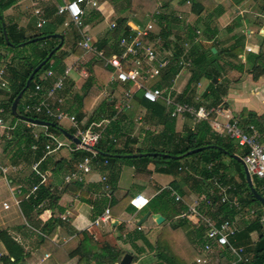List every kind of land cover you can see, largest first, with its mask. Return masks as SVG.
<instances>
[{
  "label": "trees",
  "instance_id": "obj_1",
  "mask_svg": "<svg viewBox=\"0 0 264 264\" xmlns=\"http://www.w3.org/2000/svg\"><path fill=\"white\" fill-rule=\"evenodd\" d=\"M17 0H0V49L7 51L6 54H0L1 60H9L4 63L7 70L8 92L6 96V103L3 107L4 115H2L3 122H8V128L4 129L0 134V140L3 141L4 152L8 153L11 165L18 167L20 165L30 168L29 175L21 185L22 193L19 197L20 204H18L19 212L23 218V223L15 227H7L0 230V243L3 246L5 254L0 256L1 264H26V258L29 252V246L33 243L29 240L30 233H37L38 245L48 250L53 257L58 256L56 259L59 264L69 261L70 259L77 258L78 262L92 261L95 264H119L125 251L111 246L107 242L97 243L87 236L86 232L78 233L82 237L74 245L70 244L71 240L66 243H56V230L64 225V222L56 215L63 213L64 210L58 207L59 195L54 189H50L46 185H39L37 190L30 194L29 190L39 184L40 178L37 177L31 170L33 163L42 159L44 155V146L48 143L49 138L44 134H38V139L34 138V134L30 128L27 127V122L22 119V116L33 118L45 122H50L55 127H46V132L57 138L65 137L59 131L63 129L59 123L40 115H26L22 111V104L26 94L31 91L35 83L40 82L42 87H47L48 83L40 81L41 75L47 70L53 71L54 78L60 75L64 70V59L67 53L62 51V46L56 50L44 66L33 76L28 89L24 92L22 98L18 102L16 114L11 111V105L17 95L25 88L26 81L30 77L33 70L55 49L59 41L55 38H49L56 34V29L62 25L63 20H56L55 9H43L45 18L47 20L45 26L37 29L34 34H27L25 30L15 23H10L6 20L3 12L10 8ZM128 2V7L133 3V0H124ZM187 1L192 2L191 11L195 15L203 13H213L216 8L214 3H203L202 0H180L181 4ZM234 5L241 4L244 0H231ZM255 3H261V11L264 13V0H252ZM208 5V6H207ZM46 8V7H45ZM217 9V8H216ZM216 10H214L215 12ZM156 24L159 27V33L151 37L153 41L160 40L158 48H168L171 42L168 39L170 24L167 22L169 16L160 14H151ZM2 23L7 34V41L4 38ZM210 22L205 26V30H209V35L214 37L216 29L212 28ZM197 26L191 25L186 27L189 37V49L187 57L192 62V70L189 76L186 90L182 94L171 93L170 96L179 103H189L195 106L207 105L225 107L224 97L226 96L227 88L230 81L227 79L218 82L222 76L225 66H229V59H237L239 55L244 52L243 37H237L234 44L224 50H218L213 54L210 49H202L199 45L192 43L194 30ZM227 28V30H232ZM213 30V31H210ZM130 28L127 26L126 18H117L113 24V28L95 42L94 46L98 52H102L107 58L119 54L121 48L119 47V40L122 37L130 35ZM63 34V33H62ZM64 35V34H63ZM43 38V39H42ZM36 41L32 42V40ZM80 39V38H79ZM76 40L74 46L75 52L81 50L77 47ZM186 43V42H185ZM184 43V44H185ZM184 44L177 45V50L170 58L168 65L166 64L158 76V81L153 82L151 88H159L166 93H169L172 78L179 72L178 60L186 50ZM83 51V50H81ZM224 56V57H223ZM225 58L226 62H223ZM2 64V63H0ZM177 65V67L175 66ZM245 65L250 66L247 69V74L251 76L253 81H257L256 67L264 71V52L262 50L249 52L246 55ZM235 66L239 72H243V64ZM234 67V66H231ZM112 71L108 67H104L103 60L95 59L90 61L87 66V78L82 86V94L76 98L77 109L73 116L76 117L78 123L82 121V111L87 109L89 104L96 96L98 89L104 87L109 82ZM202 79L209 81L208 88L196 100V86ZM216 82H215V81ZM238 80H235L237 82ZM125 89L124 92L130 90L131 84L113 83L110 88L118 89L119 87ZM112 89V90H113ZM132 101L143 110L142 125L154 128L153 132H146L145 140L150 142V146L145 149H117L116 144L112 142V138H120L123 134L120 132V126L128 118L130 119L131 112H120L114 108V102L109 101V97L103 100V105L111 107L103 118L99 115L94 119H90L82 128H87L92 121L107 120L109 123L105 127L104 135L96 147L97 156L94 160V167L106 173L107 184L112 189L118 181L119 170L117 169L119 163L131 164L135 161H141L144 166L149 164L154 165V171L162 175H171L174 179L166 190H162L159 194L154 196L148 201L150 210L162 214L165 220H171L181 213L187 211L192 204L190 193L196 196H207L209 191V183L213 178L218 179L220 182L227 184L225 180L228 168L224 161L227 159L231 165L237 169V174L243 187V193H234L238 200L244 206L256 207L252 216V221L246 228V234L252 231L259 233L258 240L253 248L247 249L245 256L248 262L245 264H264V210L261 204L254 199L250 189L245 180V174L241 163L233 159V155L240 158L247 153L246 148H240L233 141L227 137H223L215 133L212 129L211 121H203L198 124H193L189 117L187 121L192 123V126H185L181 132L175 131L176 119L169 116V109L161 102L149 103L143 99L140 92L132 94ZM118 113V114H117ZM131 116V121H133ZM214 118V116H212ZM239 124L242 128L253 125L258 134L260 143L264 139V115L257 116L254 113H247L237 117ZM90 122V123H89ZM97 130L96 128H94ZM70 134H74V129H64ZM112 137V138H111ZM136 141V140H133ZM36 145V149L32 146ZM73 146V143L70 144ZM199 149V151L187 155L189 151ZM145 154L140 158H130L129 155ZM72 159L67 164V170L73 171L76 164L87 155L86 151L72 152ZM48 156V155H47ZM45 157L39 164V171L41 172H54L65 170L59 163L51 162V159ZM106 162V164H105ZM208 166H210L208 168ZM66 171V170H65ZM178 178V179H177ZM12 184L20 182L13 178H9ZM18 181V182H17ZM231 187V193L233 190ZM254 189L264 197V190L261 189L262 185L253 184ZM74 190L75 193L80 191L81 185L78 182H71L66 184L61 192ZM186 188V189H185ZM174 192L178 196L179 201L175 200V196L171 195ZM60 193V191H59ZM238 193V194H237ZM79 195V196H80ZM109 206H115L118 202L110 200ZM147 204V205H148ZM121 210L126 209L128 212H136L129 203L122 204ZM51 212L50 218L42 223L40 220L44 211ZM211 208L205 205L201 206V213L204 215H211L215 219ZM217 213H223L221 220H216L217 223L225 218H231L226 205L219 206ZM229 220V219H228ZM187 219L177 220L173 225H165L157 237L156 244L153 248L155 256V264H196L195 259L200 255V249L204 243L205 227L200 220H197L193 230L196 232L195 240H190L188 234L185 232V225ZM34 231H33V230ZM73 234V233H71ZM46 235V236H43ZM35 248V246L33 247ZM228 256L226 250L214 251L213 257L220 258L221 256ZM228 258V257H227ZM133 257V263L136 261ZM230 259V258H229ZM217 264V263H216ZM242 264V263H241Z\"/></svg>",
  "mask_w": 264,
  "mask_h": 264
},
{
  "label": "crops",
  "instance_id": "obj_2",
  "mask_svg": "<svg viewBox=\"0 0 264 264\" xmlns=\"http://www.w3.org/2000/svg\"><path fill=\"white\" fill-rule=\"evenodd\" d=\"M133 1L134 2L130 4V7H128V2L124 0H97L96 8H86L85 15L82 19L85 25L86 35L89 36L93 44L103 38V36L108 32L109 26L111 24H114L115 20L120 17L126 18L127 26L130 28V32H133L138 28H143L147 23L153 22L155 24V29L153 30L152 36H154V34L157 35L160 30L151 14L160 13L169 16V20L167 22H169L171 30H169L168 39L171 44L168 48L160 49L158 48L160 40L157 39L153 42L156 43L155 46L158 51L159 57L164 62H166L167 65L170 58L177 50V45L184 44L186 42L184 44L186 49H188L189 45H191V43L188 42V30L185 29L188 26H197L196 30H194L192 43L199 45L202 49H215V53L212 52L213 54L217 53L216 48L213 46L214 44L216 45L218 50H224L234 44L237 37L242 36L244 41V52L239 55L237 59H229L227 61L229 66H225V69L223 70V72H221L222 76L218 79V82H222V80L224 79L230 81V84L227 88L226 96L224 97V103L226 104L224 107V111L232 117H238L247 113H254L257 116L264 115V71L261 68L256 67L255 72L258 77V80L253 81L251 76L246 73L247 69H249L250 66L245 65L247 55V53L245 52L246 48H250L251 52L260 50L264 52V36L259 34L261 30H234V28L232 30H227L228 25L231 26V24L225 25L223 28L217 30L216 27H213L216 23L214 19L215 23H213V21L211 23L212 28L216 29V34L214 37H211L208 32L209 30H205V25L207 21L202 19L204 13L201 15H195V13L191 11V1H188L189 4H181L179 2L180 0ZM209 1L215 4L217 9L215 8L214 10L217 11L219 9V6L223 4L225 0ZM229 1L232 2L231 0ZM202 2L206 4L208 0H202ZM60 3V0H50L49 2H40L39 0H17L15 3L12 4L10 8L3 12V15L8 22L17 24L19 27L23 28L27 34L31 35L37 31L35 27V20L32 17V10L35 7H39L41 9H55L56 6ZM231 4L233 5V3ZM26 10H29V16L25 14ZM214 10L212 11L213 14ZM244 11L247 12V10ZM260 15L261 18L264 19V13H256L254 16L260 17ZM55 18L56 20H63L62 25H59L55 31L56 34H64H62L64 37L62 51L68 54L63 61L64 69H69V67L72 68L69 74V78L65 84L64 90L61 92V95L65 99V108L67 112H69V114L74 115L75 110L78 107L76 98L78 95L82 94V86L84 84L85 79L87 78V66L90 62L89 59L94 56L81 50L75 52L76 48L74 44L76 40L80 38L78 31L72 24L67 25L66 18L56 14ZM207 23L209 24L210 22ZM201 24H204V30H199ZM258 28L261 27H257L255 29ZM197 31L199 32V34H197ZM253 34L262 37V40L260 39L257 48H254L249 45V43L251 42L250 36H252ZM6 53L7 51H5L4 49H0V54ZM9 56L7 57V59L1 60L0 63L2 64H0V68L3 67L4 63L9 60ZM223 62H226L225 58L223 59ZM242 64L243 72L241 73L237 70V67L235 66L240 67L239 65ZM175 66L177 67L176 64ZM182 76H186V78L179 86H177L176 82ZM7 78L8 75L6 77V81ZM188 79L189 77L187 75L178 72L172 78L171 87L168 91L169 94L184 93L186 90ZM235 80L238 81L235 82ZM156 81H158V77H156ZM208 85L209 81L207 79H202L199 82V87L196 89L197 92H195L197 95L196 98H200L203 92L207 90ZM119 88L121 90L113 88L106 89L105 86L98 89L96 96L93 101L90 102L89 107L87 109H83V118L79 124L84 125L90 119L95 120L96 115H99L100 118H103L108 112H110V105H103V100L107 97H109V101H112V103L114 102V108L116 110L120 108L124 103L123 96L125 89L121 86ZM8 90L6 91L0 89V110H3V107L6 103V96ZM130 90L135 93L133 86H131ZM130 104L132 106V109L127 113L131 112V116L133 117L134 113L137 115L139 114V116H141L143 110L140 109L132 100ZM2 115H4V112L0 113L1 119H3ZM130 119L128 118L127 120H125L124 123H122V125L120 126V132L123 134V136L120 138H116V148H147L148 146H150V142L145 140V134L146 132H153L154 129L151 128L152 130H150V127H144L140 123L133 124V121H131ZM8 122L9 121L5 122V124H7ZM66 123L68 128H64L63 126L62 128L72 129L71 125L67 121ZM26 125L32 130L33 134H44V132H46V127L34 126L30 123H27ZM97 125H104V120L102 119L100 121H92L90 125H88V127L92 126V128H96L94 126ZM187 125L192 126V123L187 121V118H178L176 119L175 123V131L179 133ZM0 130H2V132L0 131V134L3 133L4 129ZM59 139L64 143H68L69 141L67 138ZM0 142L3 141L0 140ZM261 144L264 146V139ZM3 150L4 145H1L0 166H4L5 168H8V170H10V167L15 166L10 164V157L8 158L7 154ZM71 153L72 151H70V149L63 148L60 151L54 152L47 156L49 159H51V162L59 163L66 170H56L54 172H47L48 177L45 185L50 189H54L57 191V194L59 195L58 207L64 210L63 213L56 212V215L59 216L61 214L63 215L66 212H69L68 222H64V225L62 227L57 228L56 237L54 238V241L56 243L63 244L71 240L70 244L75 245L82 237L81 235H78V233L86 232L87 236L90 237L94 242H107L111 244V246H115L116 248L125 251V254H129L132 257V261L130 264H155L153 248L156 244L155 242L157 240V237L159 236L160 232L162 231L165 225H173L177 222V220L180 219H176L175 217L171 220H165V218L162 216L161 213H159V211L154 212L150 210L149 204L142 210L136 211L134 213L128 212L126 209L121 210L120 207L122 204L127 205L129 203L128 200H130L135 195H142L149 201L154 196L159 194L162 190H166L169 187V184L176 178L171 175L169 176L158 174V172L156 173L154 171L153 164H149L145 167L141 161H135L131 164L122 162L118 164L117 169L119 170V177L115 188L112 189L111 186L107 184V179L106 183L101 182L102 176L105 175L107 178L106 173L95 168L93 164L92 171L89 174L82 175L81 181H76L81 185V195L79 193H75L73 188L69 191L61 192V190L64 189L66 186L63 183V177L69 173V171L67 170V163L70 162L72 159ZM224 163L228 168L225 180L229 181L228 185L232 186L234 190L232 191V193H230V196L238 200L237 196H235L234 193H245L243 192V187L237 174V169L235 166L231 165L227 159L224 161ZM15 169L16 170L13 173H15V177H19L20 174L19 172L17 173L18 167H15ZM9 173L10 172H8L5 176L0 173V181H5V184L8 190L10 191L9 199L5 198L2 201V203H9L10 209L4 211L2 207H0V230L7 227H15L23 223V218L20 215L19 208L15 206L14 199L11 194L12 189H14L16 186H21L23 184H12L11 180L9 179ZM251 182L252 186L254 183H261L254 176H251ZM105 184L108 185V189H105ZM209 186L210 190L212 188L211 182L209 183ZM171 195L175 196V200L176 197H178L174 194V192H172ZM198 197L199 196L190 193V199L192 202ZM110 200L118 202L117 205L110 207ZM255 208L256 207L252 205L244 206L241 212L229 210L232 213L230 214L231 218L228 219L234 220L238 228L237 234L233 238H231L229 242H231L235 246L244 247L245 252L247 249L254 247L255 243L257 242L256 240H258L259 237V233L257 231H252L247 234L245 232L246 228L252 221L253 214H251V211H254ZM106 209L109 210L110 214L109 223L100 224L97 227H93L89 231L86 230L90 222L103 215L104 210ZM10 210L13 211L14 216H11L12 213H10ZM215 210L212 211L213 215H216L215 219L213 218V216H209H211L214 220H221V215H223V213H217ZM158 213L163 218V222L161 224H156L155 220L152 218V215ZM146 214H149L146 220L140 225H138L139 221L142 220ZM50 216L51 212L49 210L44 211V213L40 217L41 222L45 223L50 218ZM228 219L225 218L224 220ZM196 221V219H187V224L185 225V232L189 233L188 236L190 240H195L196 238V232L192 229V226H194ZM136 226H140L141 230L137 231ZM29 240L33 243V245L30 246L31 248L29 247L26 263L59 264L58 260L56 259L58 256L53 257L48 250L38 245L36 232L30 233ZM34 246L35 248H33ZM212 252L213 253H211V261L208 264H228L231 261L232 257L229 254L228 256L222 255L220 258H217L215 256L213 257L214 249ZM3 254H5V251L0 243V256H2ZM45 255H48L47 259L44 258ZM133 257L137 258L134 263ZM62 264L95 263L92 261L78 262L77 258H73Z\"/></svg>",
  "mask_w": 264,
  "mask_h": 264
},
{
  "label": "built area",
  "instance_id": "obj_3",
  "mask_svg": "<svg viewBox=\"0 0 264 264\" xmlns=\"http://www.w3.org/2000/svg\"><path fill=\"white\" fill-rule=\"evenodd\" d=\"M40 2H49L50 0H39ZM60 4L56 6V15L67 19V25L72 24L80 36L77 42V47L86 53L92 54L97 59L103 60L104 67L111 69L112 73L109 82L105 85L108 89L113 83L131 84L135 92H140L144 100L149 103H163L170 111L169 116L174 119L189 117L193 124H198L203 121H211L212 129L220 136L227 137L240 148H246L247 153L243 156L242 161L245 164L249 174L256 177L262 185L264 190V146L259 141V134L253 125H248L242 128L237 117L228 115L221 106L199 105L195 106L189 103H179L170 96L169 93L164 95V92L159 88H151L146 83L158 77L161 69L166 65L158 55L156 46L151 39L155 24L153 22L147 23L143 28H138L130 35L122 37L119 40V47L121 52L109 58L105 57L102 52H98L91 42L89 36L86 35L85 25L83 23V16L86 8H96L97 0H60ZM189 4V2H186ZM32 17L35 20L36 29H41L45 26L47 20L45 18L44 10L35 7L32 10ZM113 28V24L109 26V30ZM197 34L199 32L197 31ZM264 36V28L259 32ZM189 49V48H188ZM188 49L178 60L179 73H183L188 77L191 74L192 62L186 56ZM246 53L251 52L250 48L245 49ZM72 68L64 69L63 72L54 78V73L51 69L47 70L40 77V81L48 83L47 87H42L40 82L35 83L33 89L29 91L23 101L22 111L26 115H40L48 119L60 123L67 121L72 129H74V136L79 140V144L71 146V141L68 143L62 142L59 138L44 132V135L49 138L48 143L44 146V155L42 159L35 162L31 166L32 172L40 178V182L34 185L28 192L27 197L33 194L39 185H45L48 177L47 172L39 171L40 162L49 154L58 152L63 148H68L72 152L86 151L87 155L81 158L76 164L73 171L69 172L63 177V183L69 184L71 182L81 181L82 175L89 174L93 169V162L97 156L96 147L103 138L105 126L109 121L104 120V125H97V130L92 126L82 128L75 116L69 114L65 108V99L61 95L65 84L69 78ZM7 70L6 65L0 68V89L8 90L6 81ZM199 84L197 85V88ZM196 88V89H197ZM132 90L124 92V103L118 108V113L131 111L130 104L132 100ZM199 97L196 98L198 100ZM3 110H0V113ZM214 116V118H212ZM222 118L224 121H219ZM141 120V118H138ZM0 129H9L0 118ZM34 138L38 139V134H34ZM113 144L117 143L116 138L111 139ZM36 149V145L32 146ZM106 164V162H105ZM210 166H208L209 168ZM15 167L5 168L0 166V173L6 175L8 172H15ZM106 176L101 177V182L106 183ZM212 188L208 191L207 196H199L194 199L187 211L181 213L176 219H196L200 220L204 227V243L202 244L201 253L195 259L196 264H208L211 261V253L216 250H226L232 257L228 264H245L248 258L245 256V248L235 246L230 241L237 232V224L234 220H222L217 223L209 215L201 213V206L217 209L219 206L226 205L229 210L241 212L244 206L235 198L230 196L231 187L220 182L218 179L211 180ZM108 189V185H104ZM22 193L21 186H16L11 190L15 206L20 204L19 197ZM178 201L179 198L176 197ZM129 201V205L135 210L140 211L148 204V199L142 195H135ZM2 209L7 211L10 209V204L3 202ZM254 211H251L253 214ZM69 212L61 214L58 217L63 222H68ZM109 210H104L103 215L90 222L86 230L97 227L100 224L109 223ZM33 230V229H32ZM136 230L140 231L141 227L136 226ZM34 231V230H33ZM44 236V235H43ZM44 258H48L45 255ZM28 264V263H26Z\"/></svg>",
  "mask_w": 264,
  "mask_h": 264
},
{
  "label": "rangeland",
  "instance_id": "obj_4",
  "mask_svg": "<svg viewBox=\"0 0 264 264\" xmlns=\"http://www.w3.org/2000/svg\"><path fill=\"white\" fill-rule=\"evenodd\" d=\"M231 3L232 2H230L229 0H225L223 2V4H221L219 6V9L214 12V14L213 13L211 14L210 12L204 13L202 19L207 21V22L213 21V23H215L214 22V19H215L216 23L213 27H216L217 30L223 28L225 25H228V24H231V26H233L234 30H261L264 28V19L261 18V15H260V17L254 16L256 13H258V14L262 13L261 3H255L252 0H244L239 5H234V4L232 5ZM248 9H250V10H248ZM244 10H247V12H245ZM28 11L29 10H26L25 14H27L29 16ZM207 22H206V25L208 24ZM203 25L201 24L199 30H204ZM231 26L228 25L227 28H230ZM257 27H261V28L255 29ZM250 37H251V39H250L251 42L249 43V45H251L254 48H257L258 43L262 37L259 35L257 36L256 34H253ZM94 59H95V57H91V59H89V61H93ZM185 78H186V76L180 77L177 80L176 85L179 86L185 80ZM155 81H156V76L154 79L149 80L146 83V85L148 87H151L153 82H155ZM196 88H197V86H196ZM119 89L120 88H118L117 90H119ZM196 92H197V90H196ZM138 118H142V115L139 116V114L137 115L134 113L133 124H139V123L143 124L142 120H138ZM219 121L223 122L224 120L222 118H219ZM59 124L61 126H63L64 128H68L66 121H62ZM5 126H8V123L5 124ZM151 128L152 127H150V130L154 129V128H152V129ZM0 131L2 132V130H0ZM0 143H1L0 146L3 145V142H0ZM6 154H7V157L9 158L10 157L9 154L8 153H6ZM18 172L20 174L19 177L18 176L15 177V173H13L12 171H10L9 177L10 178L15 177L14 178L15 180L17 179L21 184H24L25 179L29 175L30 168H27L25 166L20 165V166H18L17 173ZM9 196H10V191L8 190V188L5 184V181L1 180L0 181V207H2L1 203H2L3 199H5V198L9 199ZM10 213H12L11 216H14L13 211H11Z\"/></svg>",
  "mask_w": 264,
  "mask_h": 264
},
{
  "label": "water",
  "instance_id": "obj_5",
  "mask_svg": "<svg viewBox=\"0 0 264 264\" xmlns=\"http://www.w3.org/2000/svg\"><path fill=\"white\" fill-rule=\"evenodd\" d=\"M4 23H2V27H3V34H4V38L5 40L7 41V34H6V30H5V27H4ZM49 38H55V39H58L59 40V44L55 47L54 50H52L49 55L33 70V72L31 73L30 77L28 78V80L26 81V84H25V88L17 95V97L15 98V100L13 101L12 105H11V111L14 115H17L16 114V109H17V105H18V102L20 101V99L22 98L24 92L28 89V87L30 86V83L33 79V76L42 68V66H44L46 64V62L50 59V57L52 56V54L58 50L59 48H61L62 44H63V40H64V37L62 34H53L51 36H48ZM43 39V38H42ZM36 41V39L32 40V42ZM213 53H215V49H212L211 50ZM215 81V80H214ZM22 119L24 121H26L27 123H30L31 125H34V126H41V127H55V125L53 123H50V122H45V121H41V120H37V119H33V118H27L25 116H22ZM59 131L61 132V134L67 138L69 141H71L72 143L74 144H79V140L72 134L66 132L64 129H60L59 128ZM199 151V149H196V150H192V151H189L187 153V155H190V154H193L195 152ZM142 156H145V154H137V155H129L128 157L130 158H139V157H142ZM233 159H235L236 161H238L239 163H241V165L243 166V169H244V173H245V180L247 182V185H248V188L250 189V192L252 193L253 197L255 200H257L263 210H264V197H262L255 189L254 187L252 186V182H251V176L245 166V164L243 163L242 159L236 155H233L232 156ZM149 214H146L144 216V218L142 220L139 221L138 225H140L142 222H144L146 220V218L148 217ZM152 218L155 220L156 224H161L163 222V218L161 215L158 214H154L152 215ZM30 247V246H29ZM31 248V247H30ZM132 261V257L129 255V254H124L120 263L119 264H130Z\"/></svg>",
  "mask_w": 264,
  "mask_h": 264
}]
</instances>
